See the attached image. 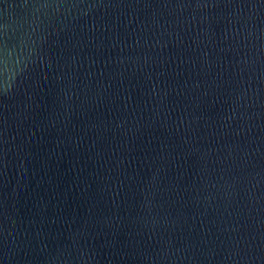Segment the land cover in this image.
I'll return each mask as SVG.
<instances>
[{
    "label": "water",
    "instance_id": "obj_1",
    "mask_svg": "<svg viewBox=\"0 0 264 264\" xmlns=\"http://www.w3.org/2000/svg\"><path fill=\"white\" fill-rule=\"evenodd\" d=\"M0 264H264V0H0Z\"/></svg>",
    "mask_w": 264,
    "mask_h": 264
}]
</instances>
